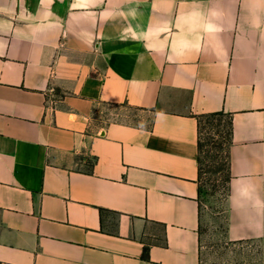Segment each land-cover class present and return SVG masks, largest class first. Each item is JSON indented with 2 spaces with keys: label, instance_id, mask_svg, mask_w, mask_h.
<instances>
[{
  "label": "crops",
  "instance_id": "1",
  "mask_svg": "<svg viewBox=\"0 0 264 264\" xmlns=\"http://www.w3.org/2000/svg\"><path fill=\"white\" fill-rule=\"evenodd\" d=\"M212 114L264 240V0H0V264H200Z\"/></svg>",
  "mask_w": 264,
  "mask_h": 264
},
{
  "label": "rangeland",
  "instance_id": "2",
  "mask_svg": "<svg viewBox=\"0 0 264 264\" xmlns=\"http://www.w3.org/2000/svg\"><path fill=\"white\" fill-rule=\"evenodd\" d=\"M110 109L112 120L139 121L129 109ZM230 130L225 116L205 117L201 121L200 264H264V240L230 242L226 237Z\"/></svg>",
  "mask_w": 264,
  "mask_h": 264
},
{
  "label": "trees",
  "instance_id": "3",
  "mask_svg": "<svg viewBox=\"0 0 264 264\" xmlns=\"http://www.w3.org/2000/svg\"><path fill=\"white\" fill-rule=\"evenodd\" d=\"M214 116H220V114H212V115H207V116H203L200 118V135H201V121L203 118L205 117H214ZM223 116V115H221ZM230 123V122H229ZM231 129V128H230ZM230 136H231V130H230ZM229 145H230V141H229ZM199 157H198V163H199V182H200V178H201V161H200V153H201V141L199 140ZM228 150H229V147H228ZM227 160H228V157H227ZM227 171H228V163H227ZM229 180H230V176H229V172H228V184H229ZM202 194V186H201V183H200V195ZM146 253L144 252V255Z\"/></svg>",
  "mask_w": 264,
  "mask_h": 264
}]
</instances>
